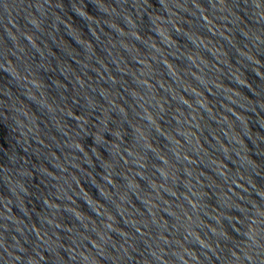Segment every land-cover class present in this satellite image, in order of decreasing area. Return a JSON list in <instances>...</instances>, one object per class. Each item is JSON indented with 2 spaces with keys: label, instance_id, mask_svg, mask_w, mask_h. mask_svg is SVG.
<instances>
[{
  "label": "water",
  "instance_id": "95a60500",
  "mask_svg": "<svg viewBox=\"0 0 264 264\" xmlns=\"http://www.w3.org/2000/svg\"><path fill=\"white\" fill-rule=\"evenodd\" d=\"M0 264H264V0H0Z\"/></svg>",
  "mask_w": 264,
  "mask_h": 264
}]
</instances>
